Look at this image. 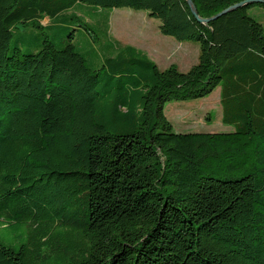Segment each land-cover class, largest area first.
Here are the masks:
<instances>
[{
  "label": "trees",
  "instance_id": "trees-1",
  "mask_svg": "<svg viewBox=\"0 0 264 264\" xmlns=\"http://www.w3.org/2000/svg\"><path fill=\"white\" fill-rule=\"evenodd\" d=\"M208 19L246 0H192ZM77 4L146 11L199 46L183 72L127 45L92 68L70 40L11 47ZM187 0H0V264H264V27ZM74 18V17H73ZM87 30L89 28L85 26ZM72 39V34H70ZM221 88L231 132H176L169 102Z\"/></svg>",
  "mask_w": 264,
  "mask_h": 264
},
{
  "label": "rangeland",
  "instance_id": "rangeland-1",
  "mask_svg": "<svg viewBox=\"0 0 264 264\" xmlns=\"http://www.w3.org/2000/svg\"><path fill=\"white\" fill-rule=\"evenodd\" d=\"M264 27V8L255 6L248 11ZM74 17V18H73ZM39 26L20 24L14 29L11 47L22 53L38 51L45 38L56 48L70 40L92 68H99L116 50L127 45L146 53L163 70L175 64L180 71H188L198 62L199 46L193 41H178L163 35L161 22L146 11L131 8H99L77 4L55 17H44ZM87 26L89 30L85 28ZM72 34V39H70ZM117 50V51H118ZM221 88L209 96L187 102H169L165 114L176 132H231L234 127L222 122ZM26 240L23 226L7 227L0 222V243L20 246Z\"/></svg>",
  "mask_w": 264,
  "mask_h": 264
},
{
  "label": "water",
  "instance_id": "water-1",
  "mask_svg": "<svg viewBox=\"0 0 264 264\" xmlns=\"http://www.w3.org/2000/svg\"><path fill=\"white\" fill-rule=\"evenodd\" d=\"M187 2H188V5L191 8V11H192L193 15L202 23H207V22H209L211 20H214L217 17H219V16H221V15L227 13V12L233 11V10L237 9L238 7H242V6L247 5V4H255V3L264 4V0H246V1H243L241 3H238V4L234 5V6H231V7L227 8L226 10H224L223 12L217 14L216 16H214L212 18L204 19V18H200L199 17L198 12H197V8H196L194 2L192 0H187Z\"/></svg>",
  "mask_w": 264,
  "mask_h": 264
}]
</instances>
